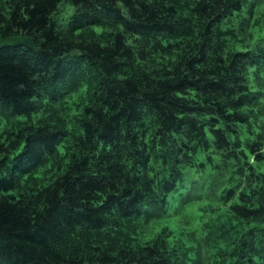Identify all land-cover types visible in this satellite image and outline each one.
I'll return each instance as SVG.
<instances>
[{
	"label": "trees",
	"instance_id": "obj_1",
	"mask_svg": "<svg viewBox=\"0 0 264 264\" xmlns=\"http://www.w3.org/2000/svg\"><path fill=\"white\" fill-rule=\"evenodd\" d=\"M0 42V264H264V0H0Z\"/></svg>",
	"mask_w": 264,
	"mask_h": 264
},
{
	"label": "rangeland",
	"instance_id": "obj_2",
	"mask_svg": "<svg viewBox=\"0 0 264 264\" xmlns=\"http://www.w3.org/2000/svg\"><path fill=\"white\" fill-rule=\"evenodd\" d=\"M4 42H0V46L3 44ZM73 84L71 82L67 83L66 86H72ZM187 189H183V191L181 192V195H179L178 197L176 196V198H178V201L181 203L183 201V199L189 197V194L191 195L193 192L198 191L200 189V186L192 188L189 185L186 186Z\"/></svg>",
	"mask_w": 264,
	"mask_h": 264
}]
</instances>
